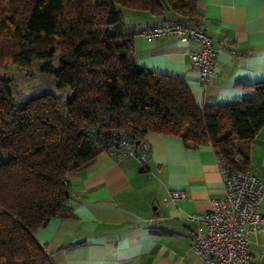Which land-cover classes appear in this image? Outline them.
<instances>
[{
  "label": "trees",
  "instance_id": "trees-1",
  "mask_svg": "<svg viewBox=\"0 0 264 264\" xmlns=\"http://www.w3.org/2000/svg\"><path fill=\"white\" fill-rule=\"evenodd\" d=\"M136 12L206 34L196 0H0V52L41 75L28 93L0 77V264H53L35 231L73 216L67 175L121 140L176 135L248 170L264 81L243 84L253 97L199 105L183 81L136 62L134 37L160 24L139 29Z\"/></svg>",
  "mask_w": 264,
  "mask_h": 264
},
{
  "label": "crops",
  "instance_id": "crops-1",
  "mask_svg": "<svg viewBox=\"0 0 264 264\" xmlns=\"http://www.w3.org/2000/svg\"><path fill=\"white\" fill-rule=\"evenodd\" d=\"M196 9L217 49L213 78L202 81L191 63L194 41L174 35L136 34V62L183 81L199 105L253 97L243 84L264 81V0H196ZM136 21L141 29L163 19L136 12ZM145 139L146 165L102 152L67 175L73 216L51 218L34 233L53 264H205L190 247L196 223L187 216L208 211L223 194L216 153L207 143L186 147L176 135L148 132ZM248 170L264 182V124L250 146ZM173 191L184 197L174 199Z\"/></svg>",
  "mask_w": 264,
  "mask_h": 264
},
{
  "label": "built area",
  "instance_id": "built-area-1",
  "mask_svg": "<svg viewBox=\"0 0 264 264\" xmlns=\"http://www.w3.org/2000/svg\"><path fill=\"white\" fill-rule=\"evenodd\" d=\"M142 34L193 40L188 55L200 78L207 82L215 75L217 49L200 27L181 22L160 23L146 28ZM109 153L116 159L135 157L141 165H146L150 145L146 140L137 145L121 140L118 148L110 149ZM216 158L224 191L211 200L208 211L187 216V220L196 223L190 247L205 264H264V213L260 210L264 182L249 170L230 169L217 154ZM172 197L180 199L184 194L173 191ZM259 234L262 239L257 241L255 237ZM257 245L259 249L255 252Z\"/></svg>",
  "mask_w": 264,
  "mask_h": 264
},
{
  "label": "rangeland",
  "instance_id": "rangeland-1",
  "mask_svg": "<svg viewBox=\"0 0 264 264\" xmlns=\"http://www.w3.org/2000/svg\"><path fill=\"white\" fill-rule=\"evenodd\" d=\"M127 14L128 10H125V15L127 16ZM134 46L136 48V39ZM0 77L11 79V81L15 82L21 90L27 93L31 91L32 87L39 86V81L41 79L37 62L30 68L25 69L11 62L10 59L2 54V52H0ZM49 89L55 95L68 93V87H64L60 90L53 87H49Z\"/></svg>",
  "mask_w": 264,
  "mask_h": 264
}]
</instances>
